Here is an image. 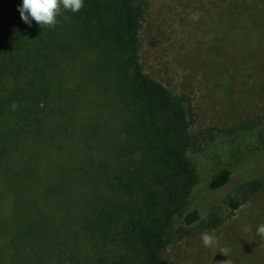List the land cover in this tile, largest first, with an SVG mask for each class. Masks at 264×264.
Wrapping results in <instances>:
<instances>
[{
  "label": "trees",
  "instance_id": "trees-1",
  "mask_svg": "<svg viewBox=\"0 0 264 264\" xmlns=\"http://www.w3.org/2000/svg\"><path fill=\"white\" fill-rule=\"evenodd\" d=\"M21 5L22 0H0V181L4 187L0 198L11 193L19 206L17 214L21 212V185L32 184L36 170L41 173L38 140L46 134L47 119L58 115L69 123V109L94 100L102 119L99 123L114 124L112 134L122 133L126 152L141 153V160H130L138 165L129 173L123 203L117 197L115 174L111 175L112 194L105 196L98 187L105 164L97 170L88 161L92 171L83 164L76 167L79 173L86 170L83 176L97 194L82 209L80 220L66 218L64 211L63 238L71 239L67 252L71 264H164L165 251L178 235L219 227L223 220L214 193L230 186L233 174L229 169L217 173L208 184V195L197 206H187L198 183L187 158L196 143L191 113L186 96L171 92L141 64L145 0H84L79 12L62 10L57 25L43 29L35 21L29 26L21 20ZM78 57L84 60L77 63L82 66V83L76 82L80 73L67 67ZM74 77L76 81L71 80ZM91 89L98 91L97 99L88 92ZM85 91L87 100L77 95ZM50 96L63 106L49 110ZM13 103L18 105L15 110ZM55 125L63 136L68 133L63 125ZM142 166L145 171L139 169ZM262 179L231 188L226 202L231 213L264 188ZM25 204L28 209L33 206ZM176 218H180L177 229ZM40 225L41 237L55 236L57 242L52 221L46 219ZM35 231L29 228L25 233ZM10 240L11 261L21 263V234L16 231ZM81 242L90 248L83 260L73 253L79 252ZM46 252L45 245L34 258L26 259L27 264H41ZM63 253H58L60 261Z\"/></svg>",
  "mask_w": 264,
  "mask_h": 264
},
{
  "label": "rangeland",
  "instance_id": "rangeland-1",
  "mask_svg": "<svg viewBox=\"0 0 264 264\" xmlns=\"http://www.w3.org/2000/svg\"><path fill=\"white\" fill-rule=\"evenodd\" d=\"M145 2L141 64L171 92L186 96L191 113L196 143L187 158L195 168L198 183L187 206H197L208 195V184L217 173L229 169L233 174L230 186L214 193L222 224L178 235L165 251L164 264H222L227 259L231 264H264V238L256 233L264 224V188L234 213L226 203L233 186L259 178L264 181V0ZM193 12L200 13L199 20L190 19ZM81 58L67 67L80 73L77 81L75 77L71 80L82 83V66H77L84 62ZM86 92L77 95L86 98ZM88 92L98 98V91ZM50 97L49 110L63 106ZM93 101V105L87 101L69 109V123L60 121L58 115L47 119L49 129L38 140L42 143L41 173L36 170L34 182L21 185V212L17 214L19 206L11 193L0 198V264H27L26 259L34 258L45 245L47 252L41 264H71V239L63 238V217L67 212L66 218L80 220L84 217L82 209L97 194L93 183L83 176L86 170L79 173L77 166L83 164L92 171L88 161L97 170L105 164L103 179L98 182L101 193H113L111 175L115 174L118 200L123 203L127 198L125 187L132 177L129 173L138 165L130 160L139 162L141 153H127L122 133L112 134L115 125L99 123V107ZM55 124L63 125L68 133L63 136ZM139 169L146 170L145 166ZM2 185L0 181V192L4 190ZM27 201L33 205L30 209ZM46 219L52 221L51 229L62 244H57L55 236L41 237L40 222ZM179 219L174 220L176 229ZM27 228L36 229L35 234L27 236ZM16 231L21 234V263L18 259L11 261L14 249L10 239ZM204 232L214 233L219 246L230 249L228 257L217 247L203 245ZM79 249L73 253L83 260L82 255L90 248L81 242ZM59 252H64L62 261Z\"/></svg>",
  "mask_w": 264,
  "mask_h": 264
},
{
  "label": "clouds",
  "instance_id": "clouds-1",
  "mask_svg": "<svg viewBox=\"0 0 264 264\" xmlns=\"http://www.w3.org/2000/svg\"><path fill=\"white\" fill-rule=\"evenodd\" d=\"M84 7V0H22L19 13L21 20L31 26L32 21H35L43 29L44 27L54 28L59 22L57 17L62 10L73 13L79 12ZM200 13L193 12L190 19L199 20ZM65 20H70V17L65 16ZM12 109L15 110L18 105L12 104ZM257 235L264 238V224L258 226ZM201 240L205 247H217L218 251L223 255H229L230 249L219 246V238L213 233L204 232L201 234ZM222 264H231L227 259Z\"/></svg>",
  "mask_w": 264,
  "mask_h": 264
}]
</instances>
